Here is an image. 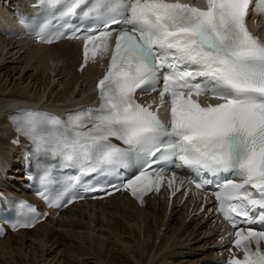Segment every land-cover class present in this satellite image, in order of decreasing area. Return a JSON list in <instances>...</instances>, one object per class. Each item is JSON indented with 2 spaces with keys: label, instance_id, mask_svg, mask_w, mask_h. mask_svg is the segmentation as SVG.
Instances as JSON below:
<instances>
[{
  "label": "snow or ice",
  "instance_id": "1",
  "mask_svg": "<svg viewBox=\"0 0 264 264\" xmlns=\"http://www.w3.org/2000/svg\"><path fill=\"white\" fill-rule=\"evenodd\" d=\"M36 4L41 15L30 29L39 42L83 41L81 71L98 55L110 56L96 84L98 107L63 118L33 109L11 117L33 146L38 172L28 178L39 197L59 209L86 193L124 190L143 203L166 178L174 187L172 169L186 168L197 190L214 185L217 214L234 230L228 235L243 256L227 264H264V227H251L264 225V40L247 26L250 6L264 13V0ZM53 167L77 172L61 179ZM94 173L114 178L110 191L82 183ZM7 203L16 212L14 231L45 218L26 202Z\"/></svg>",
  "mask_w": 264,
  "mask_h": 264
},
{
  "label": "bare ground",
  "instance_id": "2",
  "mask_svg": "<svg viewBox=\"0 0 264 264\" xmlns=\"http://www.w3.org/2000/svg\"><path fill=\"white\" fill-rule=\"evenodd\" d=\"M7 1L0 0V23L10 16ZM10 1L26 7L24 0ZM77 64L75 43L18 48L0 37V177L4 183L18 185L22 179L15 155L18 148L9 142L8 116L29 106L67 111L90 100L96 69L89 67L79 74ZM185 217L183 207H174L167 219L157 197L148 198L143 208L127 197H114L96 208H69L58 219L0 240V264H212L216 243L208 229L210 216L189 222Z\"/></svg>",
  "mask_w": 264,
  "mask_h": 264
},
{
  "label": "rangeland",
  "instance_id": "3",
  "mask_svg": "<svg viewBox=\"0 0 264 264\" xmlns=\"http://www.w3.org/2000/svg\"><path fill=\"white\" fill-rule=\"evenodd\" d=\"M1 254V253H0Z\"/></svg>",
  "mask_w": 264,
  "mask_h": 264
}]
</instances>
